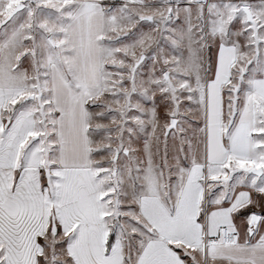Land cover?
Listing matches in <instances>:
<instances>
[{
	"label": "snow or ice",
	"instance_id": "1",
	"mask_svg": "<svg viewBox=\"0 0 264 264\" xmlns=\"http://www.w3.org/2000/svg\"><path fill=\"white\" fill-rule=\"evenodd\" d=\"M0 264H264V0H0Z\"/></svg>",
	"mask_w": 264,
	"mask_h": 264
}]
</instances>
